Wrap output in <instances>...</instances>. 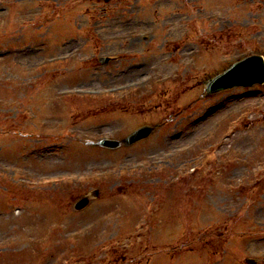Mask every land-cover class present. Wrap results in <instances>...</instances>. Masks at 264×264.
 <instances>
[{"label":"rangeland","instance_id":"374dc122","mask_svg":"<svg viewBox=\"0 0 264 264\" xmlns=\"http://www.w3.org/2000/svg\"><path fill=\"white\" fill-rule=\"evenodd\" d=\"M23 48L0 60V264H264V85H202L264 57V0H0V51Z\"/></svg>","mask_w":264,"mask_h":264},{"label":"water","instance_id":"95a60500","mask_svg":"<svg viewBox=\"0 0 264 264\" xmlns=\"http://www.w3.org/2000/svg\"><path fill=\"white\" fill-rule=\"evenodd\" d=\"M107 59L101 58L100 61L104 63ZM264 81V63L260 56L252 55L243 58L233 63L224 72L216 75L206 82V91L213 93L218 90L228 88L234 85H251L254 82ZM151 127L143 126L130 133L122 140L125 145L131 144L134 141L143 138L149 134ZM119 141L103 139L99 142L100 145L114 148L119 145ZM87 203V198H81L75 203L76 209H81ZM248 263H253L249 259Z\"/></svg>","mask_w":264,"mask_h":264}]
</instances>
